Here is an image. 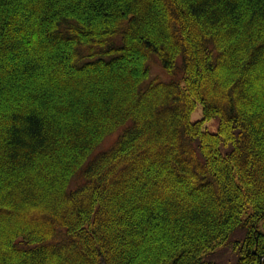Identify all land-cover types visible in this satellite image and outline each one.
Wrapping results in <instances>:
<instances>
[{
    "label": "trees",
    "instance_id": "16d2710c",
    "mask_svg": "<svg viewBox=\"0 0 264 264\" xmlns=\"http://www.w3.org/2000/svg\"><path fill=\"white\" fill-rule=\"evenodd\" d=\"M236 232L258 264L264 0H0V264H214Z\"/></svg>",
    "mask_w": 264,
    "mask_h": 264
},
{
    "label": "rangeland",
    "instance_id": "374dc122",
    "mask_svg": "<svg viewBox=\"0 0 264 264\" xmlns=\"http://www.w3.org/2000/svg\"><path fill=\"white\" fill-rule=\"evenodd\" d=\"M163 69V68H162ZM157 61L151 63L150 73L151 77L166 78L168 74L162 71ZM165 74V75H164ZM202 108L201 104L197 103L196 107L192 111L191 119L196 120L201 118ZM204 127L210 131H215L217 129V119H210L204 123ZM116 133L106 137L103 142L97 147V149L107 148L116 137ZM240 238V233L236 232L233 236L229 238L227 242L217 247L213 252L206 254L205 258L214 264H236L237 253L232 246V242L235 239Z\"/></svg>",
    "mask_w": 264,
    "mask_h": 264
},
{
    "label": "water",
    "instance_id": "95a60500",
    "mask_svg": "<svg viewBox=\"0 0 264 264\" xmlns=\"http://www.w3.org/2000/svg\"><path fill=\"white\" fill-rule=\"evenodd\" d=\"M263 259H264V253L259 256L258 264H262Z\"/></svg>",
    "mask_w": 264,
    "mask_h": 264
}]
</instances>
